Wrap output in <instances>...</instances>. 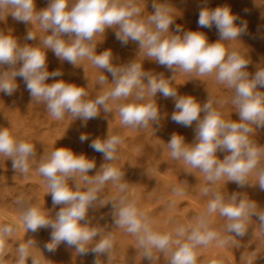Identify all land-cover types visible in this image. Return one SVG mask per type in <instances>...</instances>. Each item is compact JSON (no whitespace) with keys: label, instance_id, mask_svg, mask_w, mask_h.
I'll use <instances>...</instances> for the list:
<instances>
[{"label":"rangeland","instance_id":"374dc122","mask_svg":"<svg viewBox=\"0 0 264 264\" xmlns=\"http://www.w3.org/2000/svg\"><path fill=\"white\" fill-rule=\"evenodd\" d=\"M119 6L140 8V14L133 19L143 22L150 30L156 31L155 25L148 22L154 14L153 5L168 7L172 10L173 23L161 39L172 36L183 38L186 32L198 31L204 34L208 44L222 43L226 52L235 51L248 61L244 69L251 80L255 73L264 69V0H116ZM50 0H34L36 12L48 8ZM75 0H69V7ZM230 7L232 13L247 23V34L235 40H221L216 27L200 28L197 25L198 13L202 8L215 9ZM179 29V31L177 30ZM119 25L105 27L93 38L84 43L100 55L111 53L110 64L117 69L114 77L107 69L95 66L87 57L76 63H69L55 55L53 49L43 45V39L52 35L39 21L28 24L20 23L8 17L0 19V34L12 36L18 47L39 48L45 55L44 71L49 73L46 85L64 82L82 88L85 96L82 100L95 101L110 92L116 86V80L133 64L140 65L141 84L134 87L128 97L109 98L104 105H98L96 118L84 121L66 111L63 118L55 119L47 108V102L30 95L24 80L15 78L16 90L9 96L0 92V130L8 129L19 141L32 144L33 154L29 156V170L23 172L12 166L13 157L0 154V228L9 226L12 232L4 236L3 249L0 251V264H18L21 245L28 249L25 264H134L128 252L138 262L148 264H170L172 252L178 247L172 244L166 252L152 249V257L147 258L144 249L139 246L138 236L120 227L116 220L121 207L135 204L143 213L154 232L171 234L173 240H186L191 230L201 221L219 233V238L208 246H198L197 264H264V226L258 215H251L247 220L244 236H238L227 230L231 221L219 212L208 213V204L217 195L225 204H238L240 200L256 204L255 212L264 213V191L259 187L258 175L264 170V126L249 125L253 131L249 134L252 144L262 150L260 163L246 178L245 185L222 176L216 181H209L207 174L200 168H194L184 159L173 158L169 142L172 136L182 138L183 146L194 148L199 143L198 129L200 122L208 114L204 105L211 104V110L218 112L225 122H241L239 108L233 101L236 98L235 87L217 80V71L200 75L198 71L184 72L180 66L172 68L161 65L155 58L147 55L138 41L128 40L123 45L116 39ZM34 39H27L28 33ZM66 44L75 40V34H60L58 37ZM22 62L15 65H0V75L18 71ZM54 72L60 75L52 76ZM104 76L103 83L99 77ZM164 79L176 92L175 97H164L160 92L151 95L148 92L149 78ZM256 91L264 94V87L257 86ZM142 95V98H140ZM191 97L200 107L198 119L190 127H183L171 120L175 102L179 98ZM153 104L158 110V120L144 125H125L121 122L120 108L127 104ZM87 136L81 142L79 137ZM112 136L120 138L114 159L108 160L89 145L94 141L104 142ZM222 138V137H221ZM58 149H65L74 156H83L94 167L86 173L74 172L65 177V182L73 192H86L98 188L96 199L92 201L84 220L80 224L89 229L98 230V235L85 244L87 253H78L74 247L61 243L54 253H49L44 245L51 242V227L30 231L23 216L30 208H37L47 219L55 222L57 213L68 204H53L50 181L39 173L41 164L47 162L51 154ZM230 151L217 148L215 158L223 162ZM115 168L120 177L108 180L103 185L96 182V177L107 168ZM88 177L89 183L84 180ZM121 185L124 187L121 188ZM205 189H208L205 193ZM185 229V236L178 237L176 230ZM111 237L112 248L103 254H95L91 249L101 238ZM225 243L221 244L220 241ZM130 246L128 252L126 247ZM131 250V251H130ZM128 253V254H127ZM140 264V263H139ZM143 264V263H142Z\"/></svg>","mask_w":264,"mask_h":264},{"label":"clouds","instance_id":"9594fccd","mask_svg":"<svg viewBox=\"0 0 264 264\" xmlns=\"http://www.w3.org/2000/svg\"><path fill=\"white\" fill-rule=\"evenodd\" d=\"M154 14L148 17V22L155 25L156 31L150 30L143 22L133 17L140 14V8L133 6H119L116 0H75L69 7V0H50L47 9L36 12L34 0H0V19L8 17L13 20L28 24L39 21L45 30H51L52 35L43 39L46 48L53 49L56 56L76 63L80 58L87 57L92 63L102 69H107L115 77L117 69L110 64L111 53L108 51L100 55H93V51L84 41H89L96 33L103 32L105 27L119 25L120 31L116 33V39L123 45L128 40L138 41L142 48L147 50L149 57L155 58L159 64L172 68L180 66L184 72L198 71L200 75L217 71V80L229 87H235L236 98L233 101L239 108L241 122H225L220 114L211 110V104L204 105L207 115L199 124V143L194 148L183 146L180 137L172 136L169 142L173 158H183L184 161L194 168H200L207 174L209 181H216L222 176L245 185L246 178L256 169L260 163L262 150L255 147L249 139L253 131L249 125L264 126V94L256 91L257 86L264 87V69L255 73L249 80L248 73L244 69L248 61L233 51L230 54L222 43L208 44L203 33L198 31L186 32L180 36L161 39V34L166 33L173 23L172 10L154 4ZM234 15L230 7L223 6L215 9L202 8L198 13L197 25L200 28L216 27L221 40H235L237 37L247 34L246 21L240 20ZM179 31V29H177ZM60 34H75V40L70 45L58 37ZM27 39H34L29 32ZM22 62L18 71L0 75V92L11 96L16 90L15 78L21 77L30 95L36 99L47 102V108L55 119L63 118L66 111L82 118L84 121L96 118L98 105H104L106 101L128 97L134 87H143L139 64L131 65L127 71L116 80V86L110 92L98 97L95 101H83L85 92L82 88L56 82L46 85L49 73L44 71L45 55L39 48H20L17 41L9 35L0 34V65H15ZM52 76L60 75L58 72ZM100 82L105 80L99 77ZM148 92L155 95L160 92L164 97H175L176 92L169 87L164 79L149 78ZM142 98V95L141 97ZM176 111L171 120L183 127H190L193 121L198 119L201 107L191 98H179L175 102ZM121 122L125 125H144L158 120L157 108L149 103L147 105L127 104L120 108ZM222 137V138H221ZM80 141L88 139L81 135ZM120 138L112 136L104 142L94 141L89 147L100 152L108 160L114 159V153ZM230 151L223 162L218 161L214 153L217 148ZM33 146L30 143L19 141L13 137L8 129L0 130V154L13 157L12 166L28 172V158L33 154ZM94 167L83 156H74L65 149L55 150L50 159L41 164L39 173L46 177L51 188L53 204H68L58 213L55 222L47 219L37 208H30L23 216L26 227L36 232L40 228L51 227V242L44 245L49 253H54L61 243L68 247H74L78 253H87L85 244L98 235L95 228L89 229L80 224L84 220L89 204L96 199L98 188H91L86 192H73L65 182V177L79 172L86 173ZM120 172L115 168H107L102 175L97 176L96 182L103 185L106 181L118 179ZM84 180L88 181L85 175ZM91 183L92 181H88ZM259 187L264 191V170L258 175ZM124 186L121 185V188ZM207 193L208 189L204 190ZM256 204L246 200H240L238 204H225L222 197L217 195L208 204V213L219 212L227 217L230 223L227 225L229 232L238 236H244L247 230V220L251 215H258L264 226V213L255 212ZM116 223L125 228L127 232L138 236V243L144 249L147 258L152 257V249L166 252L172 244L178 247L171 254L170 264H197L198 246H208L219 238V233L212 230L207 223L201 221L186 240H173L171 234L154 232L147 222L143 213L139 212L135 204L123 206L118 211ZM12 228L5 226L0 228V251L3 249L4 236L11 234ZM178 237L185 236V229L180 227L176 230ZM226 241L221 240L223 244ZM113 246L111 237L101 238L91 249L95 254L107 253ZM20 258L18 264H25L28 257V249L21 245L19 248ZM33 264H38L33 260ZM210 264H219L211 261Z\"/></svg>","mask_w":264,"mask_h":264},{"label":"bare ground","instance_id":"6f19581e","mask_svg":"<svg viewBox=\"0 0 264 264\" xmlns=\"http://www.w3.org/2000/svg\"><path fill=\"white\" fill-rule=\"evenodd\" d=\"M125 247H126V249H125L126 252H128L129 249L131 248L130 246H128V247H130L129 249H127V248H128L127 246H125ZM130 251H131V250H130ZM128 253H129V254H128ZM128 253H127V254L130 256V258H131L132 262H134V264H139V263H140V264H142V263L145 264V263H144V262H145L144 260H141L142 262H140V261L138 262V260H137V262H136V260L133 258V255H132L133 252H132V251H131V252H128ZM131 253H132V254H131ZM143 261H144V262H143ZM148 264H150V261H149Z\"/></svg>","mask_w":264,"mask_h":264}]
</instances>
